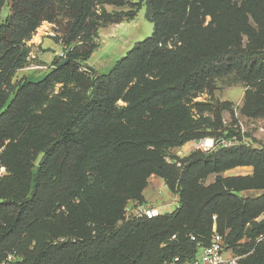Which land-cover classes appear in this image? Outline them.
Listing matches in <instances>:
<instances>
[{
  "label": "trees",
  "instance_id": "trees-1",
  "mask_svg": "<svg viewBox=\"0 0 264 264\" xmlns=\"http://www.w3.org/2000/svg\"><path fill=\"white\" fill-rule=\"evenodd\" d=\"M143 2L151 36L105 74L87 66L98 30L133 20ZM43 22L61 34L63 58L38 81L17 80ZM219 81L241 84L239 114L264 121V0H0V262L186 261L215 232L235 254L254 247L239 263L264 264V146L219 144L241 142L222 124L230 104L193 102ZM205 137L213 149L170 153ZM246 166L251 175L203 185ZM151 175L178 208L127 219Z\"/></svg>",
  "mask_w": 264,
  "mask_h": 264
},
{
  "label": "rangeland",
  "instance_id": "rangeland-1",
  "mask_svg": "<svg viewBox=\"0 0 264 264\" xmlns=\"http://www.w3.org/2000/svg\"><path fill=\"white\" fill-rule=\"evenodd\" d=\"M128 1L138 3V0ZM105 9L107 12L111 13L127 12L130 10L128 6L124 8L105 6ZM145 11L146 7L143 2L133 20L100 28L96 40L97 49L85 64L93 68L97 73L105 74L117 61L124 57L127 51L132 49L137 42L150 37L153 31V24L146 19ZM60 35L55 25L47 22L41 23L31 39L27 42V46L30 47L29 64L27 67L17 72V80L37 81L47 73L51 67L52 60L57 57L59 58V54L62 51V45L59 39ZM226 83V81L217 82L213 85L214 89L211 93L205 90L204 93L197 96L193 102H207L209 98H212L215 101L230 104L231 112H233L234 116L231 118V112L223 111L221 113L222 124L226 130H232L240 134L241 142H225L223 139L219 138V144L222 143L227 146L231 144H242L251 148H259L261 145L264 146V121L247 119L239 114L245 89L241 84L228 86ZM195 141L188 142L179 148L173 149L170 153L184 158L194 151H209L216 145L215 139L211 137H205L199 140V144H195ZM251 174L252 167H236L226 170L219 175H208L205 177L203 185L208 186L214 183L217 177L229 178ZM256 195H259V193L255 191L242 193L243 197H254ZM142 197L144 204L158 210L160 215L171 213L178 208V196L169 191L161 179L153 175L147 178V185L142 191ZM245 243H247L246 240H242L239 244L242 245ZM253 251L254 247L249 252L238 255L233 253L232 250L226 249L225 255L234 256L238 258L240 262L252 254Z\"/></svg>",
  "mask_w": 264,
  "mask_h": 264
},
{
  "label": "built area",
  "instance_id": "built-area-1",
  "mask_svg": "<svg viewBox=\"0 0 264 264\" xmlns=\"http://www.w3.org/2000/svg\"><path fill=\"white\" fill-rule=\"evenodd\" d=\"M63 48L59 54V58H63ZM2 149H0V154ZM6 175V169L1 164L0 160V179ZM160 215L158 210L146 204L129 203L125 208V217L127 219L146 218L152 219ZM214 219V217H213ZM192 239V238H191ZM260 241V240H258ZM226 246L224 245L223 237L217 233H213L210 242L205 247H198L197 253L191 260H181L176 257L163 264H240L239 259L234 256L225 255ZM17 257L14 254H7L0 264H11L16 261Z\"/></svg>",
  "mask_w": 264,
  "mask_h": 264
},
{
  "label": "water",
  "instance_id": "water-1",
  "mask_svg": "<svg viewBox=\"0 0 264 264\" xmlns=\"http://www.w3.org/2000/svg\"><path fill=\"white\" fill-rule=\"evenodd\" d=\"M66 63V61H62L61 63H60V65H64ZM200 143V141L199 140H196L195 141V144H199Z\"/></svg>",
  "mask_w": 264,
  "mask_h": 264
},
{
  "label": "crops",
  "instance_id": "crops-1",
  "mask_svg": "<svg viewBox=\"0 0 264 264\" xmlns=\"http://www.w3.org/2000/svg\"><path fill=\"white\" fill-rule=\"evenodd\" d=\"M50 68H51V67H50ZM48 72H49V70L47 71V73H48ZM47 73H46V74H47ZM46 74H45V75H46ZM45 75H44V76H45ZM44 76H43V77H44ZM43 77H42V78H43ZM37 81H38V80H37Z\"/></svg>",
  "mask_w": 264,
  "mask_h": 264
}]
</instances>
